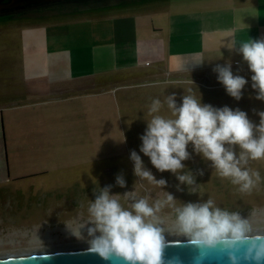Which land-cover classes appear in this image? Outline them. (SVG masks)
Segmentation results:
<instances>
[{
  "label": "rangeland",
  "instance_id": "obj_1",
  "mask_svg": "<svg viewBox=\"0 0 264 264\" xmlns=\"http://www.w3.org/2000/svg\"><path fill=\"white\" fill-rule=\"evenodd\" d=\"M78 1L83 8L75 11L0 15V252L92 238L83 227L87 208L95 192L107 185L121 194L125 206L122 195L133 190L150 202L171 193L178 206L211 198L252 229L264 227V160L249 161L260 180L251 191L241 192L198 154L183 162L196 179L189 187L172 173L159 172L139 151L152 101L163 103L172 93L177 104L184 94L201 96L204 104L239 108L259 123L255 113L264 111V101L256 99L248 66L234 63L240 58L204 53L190 57L193 69H175L179 40L188 41L190 49L203 46L195 32L199 20L191 19H198L202 4ZM184 13L190 31L182 35L175 16ZM39 50L47 53L46 61L36 60L37 53L28 57ZM62 57L70 68L60 67ZM230 61L233 73L248 80L239 101L227 94L213 71ZM160 114H170L166 104ZM133 150L157 179L167 180L165 188L134 175ZM188 150L192 152L191 145ZM118 174L126 187L116 185ZM158 226L163 232L178 231L174 209L166 206L158 213Z\"/></svg>",
  "mask_w": 264,
  "mask_h": 264
},
{
  "label": "clouds",
  "instance_id": "obj_2",
  "mask_svg": "<svg viewBox=\"0 0 264 264\" xmlns=\"http://www.w3.org/2000/svg\"><path fill=\"white\" fill-rule=\"evenodd\" d=\"M223 47L242 55L253 73L251 87L257 93L256 99L264 101V38H249L240 42L238 48L236 41L230 39ZM213 71L227 94L239 101L248 80L234 74L231 63L218 64ZM165 104L169 115L160 114ZM255 114L259 116L258 124L239 108L204 104L201 96L184 94L177 104L172 93L163 103L159 99L152 101L151 118L140 137L139 151L159 172L168 171L180 185L189 187L196 179L183 162L190 160L192 153L198 154L211 162L219 177L230 180L241 192H249L260 180L259 172L248 167L249 161L264 160V111ZM130 159L136 177L159 188L167 186V180L157 179L135 150L131 151ZM115 183L126 187L122 174L116 176ZM111 188L112 185H107L95 192L83 225L92 237L90 250L104 260L115 257L123 264H164L165 237L158 226V213L167 206L174 209L178 235L200 251L199 258L219 249L229 264H264V234H254L246 219L222 209L211 198L178 206L171 193L150 202L149 196H138L133 190L122 195L127 201L125 206L121 194H113ZM74 234L80 238L78 229Z\"/></svg>",
  "mask_w": 264,
  "mask_h": 264
},
{
  "label": "crops",
  "instance_id": "obj_3",
  "mask_svg": "<svg viewBox=\"0 0 264 264\" xmlns=\"http://www.w3.org/2000/svg\"><path fill=\"white\" fill-rule=\"evenodd\" d=\"M197 3H201L200 15L196 14L199 20V27L195 32L201 38V48H192L188 41L175 45V50L173 56L175 57V69L188 70L193 69V62L191 58H200L202 54L207 53L208 55L219 54L229 57L240 58V63L237 64L239 60H235L236 65L242 64L248 66L245 61H243L242 55L238 53L237 50H229L227 47H223L224 43H228L230 39H234L237 44L242 41H247L251 39L264 38V0H192ZM178 14L175 16L176 20L180 21V26L176 27L184 35L189 29H187L186 24L190 17L186 18L187 15ZM176 29L174 31H176ZM157 29L152 32H156ZM189 34V33H188ZM38 38H42L41 34H33ZM182 44H184L182 46ZM192 44H196L193 38ZM41 53L40 50L37 52H32L28 55H32V58L36 53ZM36 54V60L40 57L42 60L46 61L48 55L47 53L41 55ZM43 54V55H42ZM47 56V57H46ZM70 58V57H69ZM60 67L66 70L70 68V61L66 62V58L62 57L60 59ZM234 65L231 61L228 62ZM40 64V63H39ZM46 63H42V65ZM8 175V174H7Z\"/></svg>",
  "mask_w": 264,
  "mask_h": 264
},
{
  "label": "water",
  "instance_id": "obj_4",
  "mask_svg": "<svg viewBox=\"0 0 264 264\" xmlns=\"http://www.w3.org/2000/svg\"><path fill=\"white\" fill-rule=\"evenodd\" d=\"M19 1L1 4L0 8H10ZM253 233L264 234V231ZM199 257H201L200 251L189 245L185 237L165 239L164 264H229L227 257L219 249L204 254L203 258ZM0 264H123V262L115 257L104 260L93 253L90 246H80L2 255Z\"/></svg>",
  "mask_w": 264,
  "mask_h": 264
},
{
  "label": "flooded vegetation",
  "instance_id": "obj_5",
  "mask_svg": "<svg viewBox=\"0 0 264 264\" xmlns=\"http://www.w3.org/2000/svg\"><path fill=\"white\" fill-rule=\"evenodd\" d=\"M14 0H0V5L4 3H13ZM110 3H118L124 0H106ZM125 1H135V0H125ZM80 4L77 7H70L71 4ZM63 6V7H62ZM83 7V2L75 1V0H50V1H42V0H20L17 4H12L10 8L2 7L0 8L1 14H9L11 17H20L23 15L27 16H37L40 12H51V11H70L72 9H78Z\"/></svg>",
  "mask_w": 264,
  "mask_h": 264
},
{
  "label": "bare ground",
  "instance_id": "obj_6",
  "mask_svg": "<svg viewBox=\"0 0 264 264\" xmlns=\"http://www.w3.org/2000/svg\"><path fill=\"white\" fill-rule=\"evenodd\" d=\"M37 32V31H36ZM43 33V32H41ZM42 35V34H41ZM40 49V47H39ZM41 51V50H40ZM39 53V52H38ZM37 53V55H38ZM44 53V52H43ZM41 55V53H39ZM33 55V53H32ZM31 55V56H32ZM43 55V54H42ZM30 56V57H31ZM47 57V56H46ZM35 59H36V55H35ZM41 59V57H40ZM38 59V60H40ZM34 60V58H33ZM40 62V61H39ZM41 63V62H40ZM249 219V218H248ZM175 229V228H174ZM257 229V228H256ZM253 230V232H262L264 231V227L259 228L260 230ZM163 235L165 237V239H169V238H182L183 236L178 235V231H167V232H163ZM48 237V236H47ZM92 238L89 239H82L80 241H76V242H61V243H57V244H49V245H33V246H29L26 248H20V249H14V250H10V251H6V252H0V256L2 255H9V254H18V253H28V252H36V251H43V250H53V249H60V248H71V247H80V246H90L89 241ZM49 241V240H48ZM54 241V240H53ZM56 241V240H55ZM57 242V241H56ZM60 242V241H59ZM48 243V242H47ZM6 249V248H5ZM8 249V248H7Z\"/></svg>",
  "mask_w": 264,
  "mask_h": 264
},
{
  "label": "trees",
  "instance_id": "obj_7",
  "mask_svg": "<svg viewBox=\"0 0 264 264\" xmlns=\"http://www.w3.org/2000/svg\"><path fill=\"white\" fill-rule=\"evenodd\" d=\"M81 8H83V7H81ZM76 9H72V11H75ZM64 11V10H63Z\"/></svg>",
  "mask_w": 264,
  "mask_h": 264
}]
</instances>
